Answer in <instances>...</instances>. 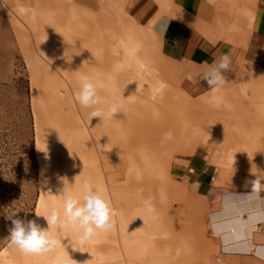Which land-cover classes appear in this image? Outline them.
<instances>
[{
  "label": "rangeland",
  "instance_id": "374dc122",
  "mask_svg": "<svg viewBox=\"0 0 264 264\" xmlns=\"http://www.w3.org/2000/svg\"><path fill=\"white\" fill-rule=\"evenodd\" d=\"M91 1V5L88 0H78V3L88 11L95 12V20L90 17L83 26L90 28L88 35L92 31L96 33L99 44L95 42L96 39L91 42L98 46L97 54L115 51V54L112 53L113 63L111 60L105 62L106 71L109 69L112 72L113 65V72L117 76L126 72L133 84L141 82L146 89L159 87L163 118L170 111L177 112L178 108L185 110L188 106L194 114L222 112L223 108L227 110L232 107L234 112L228 109L226 114L230 117L227 120L223 116L219 119L225 127L227 123L235 122L234 119L245 122L244 115H254L255 106L262 109L258 115L264 118V94L262 98L258 96L259 91L264 93V73L247 64L240 70L238 79H232L202 96L204 99L197 105L195 102L201 98L193 99L180 88L181 81L187 78V68L165 56L162 42L151 33V25L142 27L134 21L123 10L121 0ZM37 2L44 6L54 3L52 0H0V252L10 244L6 237L12 225L6 219L7 215L16 213L20 219H36L41 227L47 228L45 219L36 217L35 212L44 215L53 207L62 211L63 201L58 196L65 187L73 196L80 193L81 182L73 178L74 169L70 168L78 159L62 158L67 150L76 147L78 138L69 136L71 133L65 130L68 126L64 123L68 124V120L78 123L79 104L74 100V92L79 87L78 77L81 73L87 74L94 82L89 66L99 58H91V45L87 40L81 47L80 44L68 46L62 34L64 24H33L42 15L38 13ZM159 3L164 12L172 8L171 0H159ZM17 8L23 10L19 13ZM28 11L30 14L27 15ZM101 14L109 21L101 24ZM68 26L70 32L75 30V35H81L83 26L70 22ZM69 35L68 30L67 38ZM128 35L134 42L131 45H128ZM120 42L127 47L120 45ZM139 74L141 78L138 79L136 75ZM57 93L60 97L65 96L64 100H60ZM179 93L189 99V105L180 98ZM227 98L228 102L225 103L224 99ZM57 109L60 114H56ZM49 122L52 124L49 125ZM53 132L59 136L54 138ZM208 138H202L199 142L201 145L198 148L209 149V154L204 158L194 155L196 151L183 156L174 154L172 165L159 173L178 186V203H186L184 209L174 207L180 209L176 212L181 216L178 223L181 231L171 236L169 234L173 231L166 234L160 231L162 236L167 237L166 246L176 253V264H230L231 259L225 258L226 254L221 248L222 240L213 233L212 220L223 211L226 198L251 193V186L245 187V181L237 178L238 171L230 162L228 153L216 154L219 145L214 141L218 136ZM218 143L223 146V142ZM229 144L233 146L235 140ZM160 156L169 158V153L159 152ZM89 172L95 176V172ZM54 173L53 181H44ZM90 173L84 174V177L89 179ZM90 183L92 186L96 184L95 181ZM256 197L264 200V191ZM190 200L200 208L199 219L194 222L188 221L192 206ZM261 210L257 208L256 213L260 214ZM239 216L231 217L242 221L248 218L246 213ZM185 217L187 220H184ZM228 219L223 216V223ZM254 230L256 235H260L259 240L263 241L264 219L256 222ZM53 231L62 240L65 251L77 240V234L70 228L57 227ZM153 231L154 228L150 233ZM51 256H54L51 252L25 256L17 251L14 259L20 264H54L55 258ZM251 258L253 263L260 264L258 259ZM72 264H75L74 259Z\"/></svg>",
  "mask_w": 264,
  "mask_h": 264
},
{
  "label": "bare ground",
  "instance_id": "6f19581e",
  "mask_svg": "<svg viewBox=\"0 0 264 264\" xmlns=\"http://www.w3.org/2000/svg\"><path fill=\"white\" fill-rule=\"evenodd\" d=\"M52 1L54 3L48 6L37 2V10L40 11L38 13L42 15L32 23L43 26L64 24L62 34L68 46L80 44L81 47V44L83 46L87 40L88 45H91V50L89 49L92 52L91 58H99L89 66L92 71L91 76L98 85L100 104L96 107L106 113L109 106L120 105L118 113L111 118L105 115L102 120L99 117L91 118L92 108H82L79 105L78 123L75 124L70 120L68 124L64 123L66 127L68 126L65 130L71 133L69 136L74 135L78 138L76 147L67 150L62 156V158L66 156L70 159H78V162L70 165V168L74 169L73 178L81 182L80 184L84 181H93V183L95 181L96 184L93 185L95 190L111 202L117 215L114 218V227L110 231H98L83 245L77 236V240L71 243L68 251L64 250L62 240L59 238L61 243L51 252L54 255L51 258H55L56 261L53 263L72 264L74 259L75 264H85L86 261L88 264H176V253L166 246L167 237L162 236L160 231L165 234L173 231L172 234L168 233L170 236L181 231L178 225L181 216L176 212L179 208L174 207L184 209L186 203L183 202L182 205L181 202L178 203L176 199L178 186L164 179L159 173L172 165L174 154L183 156L193 153L201 145L199 142L202 138L209 139L208 137L217 135L218 138L214 141L219 145L216 154L228 153L230 162L238 171V179L251 181L257 175L264 179V118L258 115L262 109L255 106L254 115L248 113L244 115L245 122H237L234 119L235 122L227 123L226 127L219 119L223 116L227 120V117H230L226 114L228 109L229 112H234L232 107L227 110L223 108L222 112L194 114L188 106L185 110L178 108L177 112L170 111L163 118L160 109L163 100L160 97L159 87L146 89L141 82L133 84L126 72L117 76V73L113 72V65H111L112 72L109 69L106 71L105 62L111 60L113 63L112 53L115 51L111 53L108 50L109 53L103 51L101 55L97 54L99 52L95 42L99 43L96 33L92 31L88 35L90 28L83 26L88 18L92 17L95 20V12L82 7L78 0ZM91 3L92 1L88 0V4ZM20 10L23 8H17L16 11L20 13ZM101 16V24L109 21L104 14ZM68 22L83 26L81 35H75L77 33L74 32L75 30L70 32L69 26L67 27ZM68 30L70 35L67 38ZM95 39V42H91ZM131 42H133L131 35H128V45H131ZM119 44L127 47L125 43ZM81 49L83 51V48ZM136 76L138 79L141 78L140 74ZM258 94L259 98H262L264 93L259 91ZM179 96L189 105V99H186L182 93H179ZM57 97L60 100L65 98V96L60 97L59 93ZM203 99L197 100L195 104L200 105ZM227 100L228 98L224 99V102L227 103ZM60 113L57 109L56 114ZM49 121L51 122V119ZM50 122L49 125L52 124ZM59 124L64 126L62 122ZM168 132L173 134V138L165 141L164 134ZM57 136L59 135L53 132V137ZM234 140L235 144L231 146L229 143ZM218 142H223V146ZM159 152H168L169 158L159 157ZM239 168L243 169L239 170ZM130 169L131 174H129ZM89 170L95 172V176ZM88 173L90 178L86 179L84 174ZM54 176L55 173L44 181L51 182ZM80 195L81 193H78V196ZM148 199L152 200L155 213L150 214L145 210L144 201ZM191 201L188 221L194 222L199 219L200 208ZM223 207L221 215L229 219L220 223L218 229L229 240H236L240 237L241 231L244 236L251 234L256 228V222L264 219V200L257 198L255 194L226 198ZM257 208L262 209L260 214L256 213ZM241 213L248 215L244 222L231 217L232 215L240 217ZM184 220H187L186 217ZM152 228L154 231L150 233ZM246 244L249 247L248 243ZM236 246L235 248L238 249L243 247L238 244ZM17 251L10 244L4 247L0 252V264H20L14 259Z\"/></svg>",
  "mask_w": 264,
  "mask_h": 264
},
{
  "label": "crops",
  "instance_id": "0c3cea01",
  "mask_svg": "<svg viewBox=\"0 0 264 264\" xmlns=\"http://www.w3.org/2000/svg\"><path fill=\"white\" fill-rule=\"evenodd\" d=\"M121 2L125 13L139 25H151V33L162 42L165 56L187 68V78L180 88L193 99L214 90L202 74L222 55L228 54L232 61L230 70L224 73L226 83L238 79L247 64L264 73V0H171L168 12L161 10L159 0ZM165 24L167 31L161 35ZM206 154L208 148H198L194 155L204 158ZM220 223L221 213L214 216L211 228L222 240L221 248L225 258L231 259L230 264H255L251 256L264 264V235L262 241L255 230L245 236L241 231L240 237L229 240L218 229ZM237 244L243 247L235 248Z\"/></svg>",
  "mask_w": 264,
  "mask_h": 264
},
{
  "label": "clouds",
  "instance_id": "9594fccd",
  "mask_svg": "<svg viewBox=\"0 0 264 264\" xmlns=\"http://www.w3.org/2000/svg\"><path fill=\"white\" fill-rule=\"evenodd\" d=\"M168 25L165 24L161 28V35L165 34ZM231 58L228 54L220 56L209 66L208 70L202 74L210 88H219L226 83L224 73L231 68ZM79 87L74 92V100L82 108H92L91 118L99 117L101 120L107 115L109 118L120 110V105L113 104L108 107L107 112L96 107L100 104L98 95V85L87 75L81 73L78 77ZM173 134L171 132L164 134V140H171ZM131 174V169L129 170ZM264 179L256 176L255 179L245 182V187L251 185V194L257 196L264 191ZM142 191V190H141ZM80 196L69 194L66 187L58 196L63 201L62 211L56 207L50 209L49 212L41 215L35 212L36 217H43L47 223V228L41 227L36 219H20L16 213L6 216L11 221L9 236L6 240L14 250H18L25 256L41 255L52 252L61 243L54 228H70L74 231L83 245L90 241L98 231L108 232L114 227V218L117 215L116 210L112 207L111 202L106 199L98 190H93L90 182L84 181L80 185ZM145 210L148 213H155L152 200L144 201ZM88 264V261L85 262Z\"/></svg>",
  "mask_w": 264,
  "mask_h": 264
}]
</instances>
